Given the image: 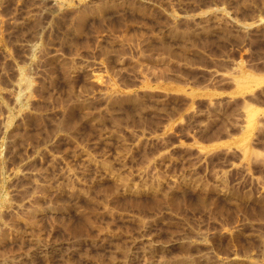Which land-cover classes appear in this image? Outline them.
I'll return each mask as SVG.
<instances>
[{"label":"rangeland","instance_id":"rangeland-1","mask_svg":"<svg viewBox=\"0 0 264 264\" xmlns=\"http://www.w3.org/2000/svg\"><path fill=\"white\" fill-rule=\"evenodd\" d=\"M0 264H264V0H0Z\"/></svg>","mask_w":264,"mask_h":264}]
</instances>
